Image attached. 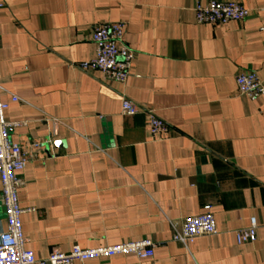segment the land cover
<instances>
[{
  "label": "crops",
  "instance_id": "1",
  "mask_svg": "<svg viewBox=\"0 0 264 264\" xmlns=\"http://www.w3.org/2000/svg\"><path fill=\"white\" fill-rule=\"evenodd\" d=\"M209 0H0L1 84L23 102L10 139L43 143L19 190L26 248L37 259L151 239V259L87 264H264V99L236 77L264 81V0H235L243 22L201 25ZM125 23L135 52L124 84L85 72L97 25ZM127 98L140 111H122ZM146 110L170 131L154 137ZM211 207L218 233L184 246L173 226ZM258 223L257 240L235 231ZM7 230L0 181V231Z\"/></svg>",
  "mask_w": 264,
  "mask_h": 264
},
{
  "label": "built area",
  "instance_id": "2",
  "mask_svg": "<svg viewBox=\"0 0 264 264\" xmlns=\"http://www.w3.org/2000/svg\"><path fill=\"white\" fill-rule=\"evenodd\" d=\"M196 21L201 25H224L231 21L243 22L250 16V11L235 0H209L205 5L197 3ZM125 23H105L97 25L92 33L96 56L93 60L82 63L85 72H99L109 81L126 83L131 76L135 52L124 41ZM1 50V33H0ZM1 80V75H0ZM236 84L240 95L251 99H264V81L255 72L237 75ZM8 95L13 103L23 102L17 95L11 94L0 82V181L2 184V204L7 219V230L0 231V264H87L97 259H109L120 255H134L138 259H151L155 255L157 244L151 239L136 242H124L94 249L75 247L70 253L52 252L47 259H37L35 254L26 248L27 239L23 231L22 216L29 211L21 208L19 190L24 187L22 175L26 166L38 157L43 143L34 141L22 146L10 139L12 129L21 123L8 121L5 113L9 104L2 100ZM125 115L139 113V107L125 98L122 103ZM151 134L169 133L168 123L155 111L146 110ZM258 223L251 219L250 227L235 231L238 244L253 243L257 240ZM218 233L215 217L211 207L206 213L185 219L181 227L173 226L172 240L187 246L197 238Z\"/></svg>",
  "mask_w": 264,
  "mask_h": 264
}]
</instances>
